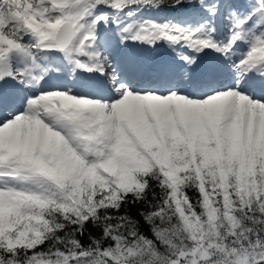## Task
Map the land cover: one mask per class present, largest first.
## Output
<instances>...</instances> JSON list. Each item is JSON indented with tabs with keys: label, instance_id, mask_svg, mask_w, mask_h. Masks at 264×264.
<instances>
[{
	"label": "snow or ice",
	"instance_id": "6c2138e0",
	"mask_svg": "<svg viewBox=\"0 0 264 264\" xmlns=\"http://www.w3.org/2000/svg\"><path fill=\"white\" fill-rule=\"evenodd\" d=\"M0 264H264V0H0Z\"/></svg>",
	"mask_w": 264,
	"mask_h": 264
}]
</instances>
